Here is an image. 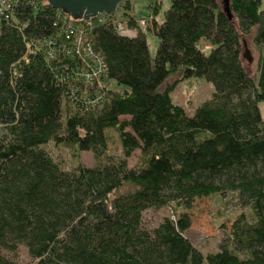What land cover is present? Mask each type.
<instances>
[{
	"label": "trees",
	"instance_id": "1",
	"mask_svg": "<svg viewBox=\"0 0 264 264\" xmlns=\"http://www.w3.org/2000/svg\"><path fill=\"white\" fill-rule=\"evenodd\" d=\"M170 2L163 22L161 0L139 17L124 0L91 25L46 0L0 7V106H13L0 122V264L22 249L28 264H264V0H231L232 20L221 0ZM192 78L214 93L189 115L172 94ZM229 193L251 215L231 224L235 249L206 255L187 237L191 210ZM170 206L143 227L145 211Z\"/></svg>",
	"mask_w": 264,
	"mask_h": 264
},
{
	"label": "rangeland",
	"instance_id": "2",
	"mask_svg": "<svg viewBox=\"0 0 264 264\" xmlns=\"http://www.w3.org/2000/svg\"><path fill=\"white\" fill-rule=\"evenodd\" d=\"M135 3V14L139 17L141 13L146 11V6L152 0H133ZM162 9L159 16V21L163 22L164 14L170 7V0H161ZM144 16V15H143ZM142 16V17H143ZM79 29V30H78ZM82 26L76 27V30L81 31ZM147 40L150 48V55L155 58L158 49V38L151 34H147ZM243 57L246 50L249 51L252 62L244 58V66L248 74L257 79L259 50L254 44L252 36L243 38ZM213 85L205 80L192 78L180 82L172 94L173 102L182 106L189 115H193L198 107L210 100L213 96ZM13 112V106L7 104L0 106V122H9L11 119L4 112ZM16 119V118H15ZM14 119V120H15ZM114 148V154L119 156L121 150L117 139L111 145ZM82 163L86 167H95L97 161L92 153H83ZM66 160L69 162V154H65ZM141 153L136 152L129 160L131 167L140 162ZM174 206V205H172ZM173 207H165L163 209H149L143 215V227L149 231H153L159 226L162 220L166 217L173 216ZM191 214L193 217V227L187 234V237L192 241L195 247L201 250L204 254L215 253L220 251L222 247H230L235 249L231 242V224L242 214L251 215V209L244 206L237 193H229L224 196H214L210 198L197 199ZM18 264H28L30 259L26 250L22 249L19 252V257L16 260Z\"/></svg>",
	"mask_w": 264,
	"mask_h": 264
},
{
	"label": "water",
	"instance_id": "3",
	"mask_svg": "<svg viewBox=\"0 0 264 264\" xmlns=\"http://www.w3.org/2000/svg\"><path fill=\"white\" fill-rule=\"evenodd\" d=\"M56 10H61L73 20H89L99 14H114L124 0H46ZM223 10L230 20L233 19L231 0H221ZM244 58L252 62L249 51L246 50Z\"/></svg>",
	"mask_w": 264,
	"mask_h": 264
},
{
	"label": "built area",
	"instance_id": "4",
	"mask_svg": "<svg viewBox=\"0 0 264 264\" xmlns=\"http://www.w3.org/2000/svg\"><path fill=\"white\" fill-rule=\"evenodd\" d=\"M11 1L12 0H0V7L2 8V10H4V8H8L10 7V4H11ZM100 15H104V14H99L97 17H99ZM96 18V17H95ZM93 18L89 19V20H84V19H81L80 21H86V22H89L88 24L91 25L92 22H90V20H92ZM140 25L143 27V28H146L147 27V18L145 16H143L141 19H140ZM120 31H124V27L120 26L119 27Z\"/></svg>",
	"mask_w": 264,
	"mask_h": 264
}]
</instances>
